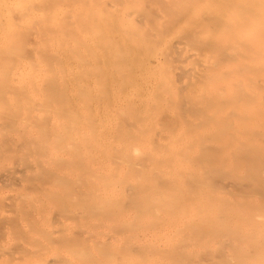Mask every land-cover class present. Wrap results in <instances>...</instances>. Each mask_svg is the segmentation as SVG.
I'll use <instances>...</instances> for the list:
<instances>
[{
  "label": "bare ground",
  "instance_id": "bare-ground-1",
  "mask_svg": "<svg viewBox=\"0 0 264 264\" xmlns=\"http://www.w3.org/2000/svg\"><path fill=\"white\" fill-rule=\"evenodd\" d=\"M0 264H264V0H0Z\"/></svg>",
  "mask_w": 264,
  "mask_h": 264
}]
</instances>
